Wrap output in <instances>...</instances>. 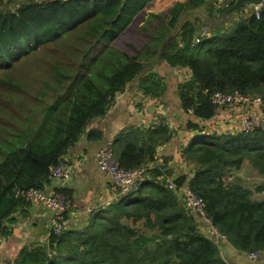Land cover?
<instances>
[{
	"label": "trees",
	"instance_id": "trees-1",
	"mask_svg": "<svg viewBox=\"0 0 264 264\" xmlns=\"http://www.w3.org/2000/svg\"><path fill=\"white\" fill-rule=\"evenodd\" d=\"M154 1L26 0L15 9L0 6V233H9L7 222L30 204L22 192L45 188L51 166L128 84L136 82L151 99L165 97L167 83L152 69L155 61L190 70L177 93L181 110L192 117L186 128L201 132L181 150L192 169L173 180L176 189L163 176L164 165L149 168L139 189L119 192L80 228L51 229L47 245L25 247L7 264H228L182 188L203 198L206 215L234 247L264 253V124L249 132L202 133L224 108L213 102L214 92L264 100V0L258 13L252 7L232 24L225 18L218 23L212 8L188 19L189 10L206 0L146 13ZM234 2L220 14L232 13ZM207 17L216 25L210 36L202 34ZM90 135L100 138L101 132ZM171 137L164 122L131 126L114 141V151L123 167L135 169L152 162L157 147ZM244 167L261 177L254 187L227 180ZM53 193L69 200L68 220L71 191Z\"/></svg>",
	"mask_w": 264,
	"mask_h": 264
},
{
	"label": "crops",
	"instance_id": "crops-1",
	"mask_svg": "<svg viewBox=\"0 0 264 264\" xmlns=\"http://www.w3.org/2000/svg\"><path fill=\"white\" fill-rule=\"evenodd\" d=\"M178 1L186 0H155L146 13L165 12ZM228 4L229 0H206L200 8L189 10L192 15L187 18L192 20L198 15V10L208 14V9L212 8L214 11L212 18L217 20L222 15L220 10ZM250 8L252 7L243 8L236 16L228 13L225 17L228 20L227 24L247 16ZM208 21L207 17L202 26V34L210 36L214 28ZM152 69L167 83L163 101L146 97L136 82L128 84L116 96L108 112L96 118L80 140L63 156L69 165L70 176L65 179L50 177L49 182L45 184L44 191L47 193L54 192L56 188H68L71 191L73 200L68 211V228L84 226L91 211L105 208L117 200L119 188L99 166L97 153L107 141H113L114 144L119 135L128 131L131 126L148 128L161 122L168 124L172 137L157 147L155 159L148 164L151 168L164 165L161 169L166 172L163 176L168 182H173L179 175L191 171L192 164L184 159L181 150L193 143L192 141L198 140L200 137L197 138V135L200 136L201 132L186 128L187 120L192 117L181 110L177 93L178 83L190 79L191 72L185 67H172L165 60L155 61ZM256 111L264 113V102L261 105H232L220 108L218 118L206 121L202 133L239 131L243 119ZM92 131H100V138H91ZM167 171L170 172L167 174ZM241 171L244 172V169ZM241 171L236 174L239 175ZM53 215L51 210L41 204L30 203L18 210L14 215V221L7 222L9 233H0V264L14 262L25 247L47 245ZM202 223L206 233L209 230L208 222L202 218ZM218 245L220 255L228 264H264V253H260L259 258H253L248 252L234 247L224 235L218 239Z\"/></svg>",
	"mask_w": 264,
	"mask_h": 264
},
{
	"label": "built area",
	"instance_id": "built-area-1",
	"mask_svg": "<svg viewBox=\"0 0 264 264\" xmlns=\"http://www.w3.org/2000/svg\"><path fill=\"white\" fill-rule=\"evenodd\" d=\"M261 5H255L254 11L258 13ZM201 37L195 38V43H200ZM212 100L215 104L225 107L232 105H261L264 100L261 96H252L243 94L239 91L232 93H224L216 91L212 94ZM192 112V110H190ZM263 125L262 112L256 111L251 113L248 117L244 118L240 123L239 131H253ZM97 162L102 170L109 176L115 186L119 188V192L125 194L130 191L139 189L141 186L148 169L151 168L150 164L142 165L135 169H127L123 167L117 160L113 141H107L97 153ZM51 177L65 179L70 176L69 165L65 160H61L59 164L51 166ZM169 187L176 189L177 186L174 182H168ZM181 192L185 195V202L187 206L194 209L201 216H203L209 225L211 234H214L217 239L222 237L217 227L208 218L205 212V202L196 192L189 188H182ZM23 197L31 204H41L47 209L51 210L54 215L52 218L51 229L60 233L68 228V220L65 217L69 200L62 193H47L44 189L31 188L22 192ZM249 255L253 258H259V252H250Z\"/></svg>",
	"mask_w": 264,
	"mask_h": 264
},
{
	"label": "rangeland",
	"instance_id": "rangeland-1",
	"mask_svg": "<svg viewBox=\"0 0 264 264\" xmlns=\"http://www.w3.org/2000/svg\"><path fill=\"white\" fill-rule=\"evenodd\" d=\"M23 1H26V0H0V6L1 7H7L10 9H15L17 7V5ZM239 12H240V10H236L235 12H232L231 15H233V16L239 15ZM243 12L246 13L245 11H243ZM211 23H212L213 27L216 26L214 21H212ZM262 115L264 116V113ZM248 169H249L248 167H244V172L239 170V171H241V173L239 175H237L236 173H230L227 177L228 178L227 180L231 181L233 179H237V180H240L245 186L254 187L256 185V183L261 181V177L259 175H257L256 173H254L255 170L254 171L250 170L249 173H247ZM134 225L143 229L142 222H137Z\"/></svg>",
	"mask_w": 264,
	"mask_h": 264
},
{
	"label": "water",
	"instance_id": "water-1",
	"mask_svg": "<svg viewBox=\"0 0 264 264\" xmlns=\"http://www.w3.org/2000/svg\"><path fill=\"white\" fill-rule=\"evenodd\" d=\"M262 4H263V0H235V2L228 8V12H234L235 10H238L240 8L254 7L255 5H262ZM226 13H223L221 15L218 23L224 20Z\"/></svg>",
	"mask_w": 264,
	"mask_h": 264
}]
</instances>
